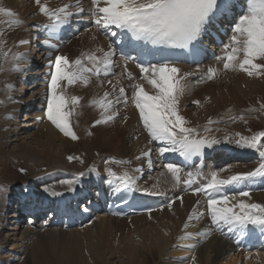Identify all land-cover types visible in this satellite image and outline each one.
I'll list each match as a JSON object with an SVG mask.
<instances>
[{
  "label": "bare ground",
  "instance_id": "6f19581e",
  "mask_svg": "<svg viewBox=\"0 0 264 264\" xmlns=\"http://www.w3.org/2000/svg\"><path fill=\"white\" fill-rule=\"evenodd\" d=\"M5 2L6 3H3V6H8V8L11 6V10L14 13L16 9H19V12L15 14L17 18L23 21L22 26L10 28L9 24L4 21L9 20V18L0 17V21H4V23H0V30L4 29L5 37L10 39L11 46H14L15 42L25 38V32L28 30L27 27L30 25L37 27L43 26L47 23V19L39 13L34 0H6ZM65 2H69V0H48L51 7L61 6ZM18 4L19 6H17ZM82 4L87 10L90 7V0H82ZM87 14L88 13L86 11L83 15ZM42 37V33H40L39 42H41V44L43 43L41 40ZM93 37H95V39H93ZM33 41L34 43L36 42L35 40ZM108 44L109 42L103 39L101 34L95 28H92L88 32L81 33V35L72 41L69 46H60L59 50H61L60 55H67L71 58L79 55L82 51H86L97 46L107 48ZM27 48V45L24 44L23 46L17 47L16 51L26 52V50H28ZM30 56L31 57H28L27 60L19 62V71H9V78L11 80L10 84L13 85V91H9L5 86L0 88V104H3V109L0 105V142L3 147L7 149L5 159L7 161V165L11 169L14 162L18 159H25L30 160L31 162L39 161L40 163L36 165L33 164V166L35 165L37 168L40 167L42 170L40 169L38 171H43L47 168L45 165H51L57 160H60L62 157L66 158L68 156H73L78 157L79 160L81 156L92 158L91 150L93 149L96 151L99 149L95 147H101L102 149L114 151L111 153V156H115V158L120 156L122 149H124L125 152L128 151L127 147L124 146L126 143H124L125 137L118 133L117 126L114 125V122L106 125H96L93 127L94 121L100 118L99 109L94 106L88 107L87 113H85V115H88V123L82 119V123L85 125L83 126V129L88 131V136L85 137L83 146L79 144L78 140H72L70 137L65 136L62 132H60L47 119V116L45 115L47 106H44V102H40V104H38L39 101L46 100L48 93L46 82L50 79L49 59L46 58V54L41 53V55H38L35 51H33ZM54 57L55 56L52 57L53 60ZM37 60L39 61L37 62ZM30 66H32V69H29ZM178 67H180L182 73H193V69L191 68L183 66ZM30 80L33 81V83H31ZM36 80H39L38 84L35 83ZM30 85L32 86L31 88ZM106 88L110 90L107 83H105L103 87H99L96 78L93 77L92 83L87 87L77 84L70 87L68 92L70 95L82 97L80 104L85 102L90 105L89 102L94 98H99ZM187 91L188 90H186V92ZM4 92L7 94L3 95ZM9 96L12 98L11 100L8 99ZM191 98L199 100L201 102L200 106L195 104V108H186L187 106L184 100L182 104L180 103L181 114L191 122L190 126L200 128L202 135H208L210 139L215 138L219 141L216 145L226 147V149L221 148L216 153V156L223 157L225 154H229V151H233V154L238 153L244 157L249 155V157H252L253 159L252 163L249 164H226L227 161L223 160L220 163V165H222L221 171L227 169L229 172L228 174L226 173L225 175H222V177H226L237 172H248L257 167L259 163L258 153L252 149L239 147L235 143L236 139L239 138L236 133H241L245 136L252 135L245 132V129L243 128L245 126L244 121L236 119V122L234 121L235 123L233 125H231V123H233L231 122L230 126L226 123V120L229 117L225 116L220 118V113H224L226 110L231 109L233 117H239L241 114L243 116L249 114H260L264 116V111H248L249 108L259 109L260 103H264V77H249L243 72H224L218 80L217 85H208L203 92L197 91L193 94V96H191ZM25 105L29 107L34 106V110L32 111L31 116H27L24 121H20L21 111ZM123 109L125 111L128 109L125 113L127 120L124 123L125 125L122 127L123 131L125 129L126 132L130 130L131 132H135L136 136H138L139 143L137 142V144L140 145L138 147V156H140L142 152L152 149L151 158L153 160V166L149 169L147 165V158L141 157V159L137 160L136 156L135 165H132L133 167L135 166L133 170V167L125 166L121 172L119 171L121 169V167H119L120 165L116 162L114 163L113 161V163H110L107 167L111 168L113 172L115 171L116 174L121 172L118 174L119 176H122L126 171L130 175L135 176V183L129 186L133 187L137 191L138 196H143L149 193H162V195L167 196L170 200L173 199L174 202L171 208L166 207L148 215L134 218L119 219L99 215L97 224L94 228H97L96 230L98 231L96 232L100 234V238L97 240L100 244H96V248L94 249L95 253L98 255L102 254V252L106 250H103V247L107 244V242L112 244L115 237L119 236L121 237V240H117L121 242L120 245L123 246L124 252L127 253H123L124 260L121 264H161L160 257L166 256V259L171 257L172 259L173 257L182 259L181 255L183 254H186L187 257H189L188 255H191V257L195 256L196 259L193 261V264H238L242 257L245 259L244 264H264V251L258 249L253 254L245 253L242 248L237 247L233 234L227 233L226 228L224 230L226 234H222L220 231L216 230L214 226L211 225L210 219L207 216L199 221H191L189 228L187 230L184 229V224L188 222L187 218L194 208H197L198 211L205 210L206 198L202 195H191L184 189L181 190V194L180 190L176 187L177 185L174 184L170 175L167 174L166 171L163 172L165 173L164 176L153 175L160 170L158 166L156 167V165L159 164L157 161L159 160L160 162L162 160L161 157H158V153L156 152V147H159V144L155 142V147L152 142L150 143V138L145 134V131L139 128L140 126L137 131L135 119L136 115L133 107L127 106V108L123 107ZM1 110H3V116H1ZM196 116L201 117L202 121L195 126L193 124V119H195ZM77 117L83 118V111L77 112ZM209 117H211L213 121H219V123L208 125ZM228 120L232 121L231 119ZM206 125L211 127L213 130L210 135L203 132V128ZM93 132L94 134H89ZM225 137L228 139H225ZM55 151L58 153L57 156L54 155ZM71 151H74V154ZM125 152L124 154H126ZM169 155L174 157L173 153H166L164 157ZM92 161L95 162L96 167L99 163L101 164L104 162L102 159L97 161L96 157H93ZM154 162L156 163L154 164ZM44 166L45 169H43ZM136 168H142L143 171L137 173L134 171ZM100 169L102 170L100 171L98 169L100 173L106 176L108 175V172H106V174L103 172L105 171L104 166ZM56 170L64 171V168ZM219 171L220 168L215 172ZM48 172L49 171H47V176L33 177L34 181L31 182V184L29 183L30 185H27V188L23 186L15 187L13 185L14 189L10 193L11 197L6 198L0 204V264H68L67 260L62 256H54L51 262L46 260L47 262L42 263L40 259L36 257H33V261H31L30 255L27 256V254L32 249L31 246L39 245V240H37L35 244L37 232H35L36 230H31L29 228H27L25 232H21V230L24 229V224L21 225V222L17 221L18 219L22 220L26 214V216L29 217L32 208L38 209L41 202L42 205L46 204V202H44L46 200L54 202L51 209V216H54L55 218L57 215V222L55 223V228L57 229V225H60L61 222H72L75 215L81 213L80 211L74 213L72 208L68 207V203L76 195L79 196V199H83L89 195L91 191L90 188L80 185L81 182L79 184L76 182V184L69 186V190L64 189V192H56L59 193V195H47L46 197H42L37 193L42 190L41 187H50L54 180L56 181L54 183H57L65 174V172H63V174H60L62 172H59L53 175V173L49 174ZM93 172L96 173L95 171ZM211 172L212 171H208V174ZM91 173L92 172L88 173V176H84L88 177L90 180ZM199 177L202 179L208 178L204 174H201ZM153 178H155V182L157 183L153 184ZM257 180H259L260 183H263V180ZM99 183V180L94 181V184ZM103 184L105 183L102 182L101 185ZM110 184V187L101 186L100 193L105 196H109L116 193L119 187L125 186L122 181H115V179H112ZM158 184H161V187H158ZM249 187L251 189V200L249 202L264 204V186L260 188L259 185L251 183ZM231 189L235 192L238 191V189L233 187H231ZM23 190H27L29 195L24 194L22 192ZM180 194L181 196H179ZM24 195L26 197V201L23 200ZM59 196L66 197L65 202L67 203V206H65V204L63 206L60 204L58 198ZM178 196L183 198L182 202L179 199H175V197ZM20 198H22V200L18 203L16 199L19 200ZM197 201L200 202L199 205H197ZM22 202L25 203L22 204ZM18 211H22L19 218L16 217ZM38 211H40V209H38ZM86 211L87 209L83 208V217L88 214ZM11 221H14V223L10 224ZM37 223H40V221H37ZM48 224L51 223H41L39 226L37 225V228H45ZM206 229H212L211 234L206 237L195 236L194 238L188 240L180 239V237L184 235L185 231L198 233L203 232ZM45 231L47 233L54 232V230L47 231V229H45ZM78 232H82V230ZM256 232L259 234L258 230ZM253 236L254 234L251 233L246 237ZM135 237L140 241L139 243L141 245L137 246V244L134 243L137 241L134 239ZM259 238H261L260 235ZM174 244L175 247L173 248L172 246ZM191 244L196 245V247H186V245ZM107 250L110 251L108 253H115V248L112 245H110V248ZM253 250H255V248ZM31 253V255L36 254L35 252ZM187 257L184 258L185 260L183 263H187ZM101 259L98 257L101 264H108L109 259ZM109 264H115V262L113 261Z\"/></svg>",
  "mask_w": 264,
  "mask_h": 264
},
{
  "label": "snow or ice",
  "instance_id": "6c2138e0",
  "mask_svg": "<svg viewBox=\"0 0 264 264\" xmlns=\"http://www.w3.org/2000/svg\"><path fill=\"white\" fill-rule=\"evenodd\" d=\"M241 8L236 10V3L232 0H90V7L86 10L82 0H69L58 7H51L48 0H34L38 11L47 19L42 27L49 32H59L68 25L73 17L84 18L82 14L86 11L96 29L105 34L116 36L118 29L122 33H130L131 41L125 37L120 44L121 52L128 48H135L139 53V79L128 71V62L132 59L124 56V77L131 83L128 87L132 90L131 102L139 113V120L144 131L150 138L149 142H157L159 147L156 152L159 156L166 153H178L186 160L193 156H203L205 148H212L219 143L215 138L202 135L201 129L190 126L191 122L181 114L180 99L187 90L186 77L191 73H182L180 67L173 63L170 54L158 53L146 46H163L167 49H188L196 46L201 36L206 32L207 26L213 24L218 17L227 12H232L231 36L228 43L222 49V55L216 57L222 62L224 72H243L249 77H264V0H239ZM0 17H8L7 23L10 28L20 27L23 21L8 7L0 5ZM4 23V21H0ZM95 39V37H93ZM133 41H142L143 45ZM27 41L15 42L16 47L23 46ZM43 43L50 49L47 57L53 56L56 44L45 39ZM5 32L0 30V72L5 70L4 63L9 59L12 61L9 71H19L20 61L28 59L26 52H13L11 46H7ZM117 49L109 43L107 48L97 46L82 51L79 56L70 58L67 55H56L49 59V76L47 84L48 93L46 97L47 108L45 115L47 119L65 136L72 140L79 137L70 123V117L76 113L80 106L82 97L70 95L68 89L77 84L85 87L96 78L99 87L105 83L110 90H105L99 98L92 99L91 106L99 109L100 118L94 121L93 127L101 124L114 122L120 116V105L127 108L129 96L120 79L115 83L112 79H101L114 75L113 68L116 63ZM153 59L155 63L151 62ZM221 69L209 67L201 75L198 83L216 78ZM5 87L11 91L13 85L6 84ZM9 100L12 98L9 96ZM193 104L200 106L199 100H193ZM248 111H264V103H260L259 109L249 108ZM127 120V117H123ZM231 120H242L239 117H230ZM211 118L208 125L218 123ZM203 132L212 133V128L204 126ZM91 134V133H89ZM239 137L235 143L242 148H248L258 153V166L248 172H237L222 177L219 172H211L204 183L192 188L201 175L199 172H188L186 178H182V169L175 163H167L163 167L170 175L175 185L183 183L191 188L194 194L203 193L206 197L204 211L194 208L184 224V229L189 228L190 222L199 221L207 216L211 225L222 234H233L235 243L239 247L244 237L251 234V230H258L264 239V204L249 202L251 200V189L249 185L257 179L264 180V131L255 132L250 136L236 133ZM225 139H228L225 137ZM147 158L148 168L153 166L152 149H148L137 156ZM79 159L69 156L68 160ZM120 164H130L131 161H115ZM23 171V170H22ZM95 171V169H93ZM106 171L110 177L121 180L125 186L135 183L136 177L127 171L117 177L111 168ZM135 172H142V168H136ZM227 171V169H225ZM84 175V173H80ZM165 173H161L164 176ZM159 182V181H158ZM71 186L74 181H64ZM155 187V185H154ZM228 187L238 189L229 196L226 192ZM147 191V190H145ZM157 194V193H149ZM162 194V193H160ZM52 195H59L53 192ZM247 198V199H245ZM175 199L183 201L182 197ZM197 201V205H199ZM172 207V202L168 203ZM251 226V230H250ZM212 229L203 232L192 233L185 231L180 237L182 240L192 239L195 236L206 237L211 234ZM195 248L196 245H186ZM251 255V254H250ZM195 256L192 260L195 261Z\"/></svg>",
  "mask_w": 264,
  "mask_h": 264
},
{
  "label": "rangeland",
  "instance_id": "374dc122",
  "mask_svg": "<svg viewBox=\"0 0 264 264\" xmlns=\"http://www.w3.org/2000/svg\"><path fill=\"white\" fill-rule=\"evenodd\" d=\"M5 1L6 0H3V3H6ZM17 1H19V0H17ZM20 1H22V0H20ZM23 1H25V0H23ZM17 6H19V4ZM5 7H8V6H5ZM10 9H12L11 6H10ZM18 12H19L18 10H15V13H18ZM28 30H27L28 32L27 31L25 32L26 36H24L25 38H23V40L24 39H25V41L26 40H32V41L35 40L34 31L30 30V29H28ZM3 31H4V29H3ZM31 32H32L33 35H31ZM5 39L7 40V46H11L10 39H8L6 37H5ZM33 44H36V42L35 43H34V41L32 42V47H33ZM26 45L28 47L27 49L29 50L30 45L27 44V43H26ZM28 50H26L27 54H28V52H30V50L29 51ZM33 51H35V50L32 49V52ZM13 52H14V50H13ZM32 52H31V55H32ZM28 57H31V56L28 55ZM10 64L5 66L6 63H4L5 70L3 72H0L1 73V75H0V87L1 88H3L5 86V84H7L9 82L10 78H8V76H9V70L8 69H10L11 65H12V64L11 65ZM115 81L116 80H114L113 82L115 83ZM4 82H5V84H4ZM217 82H218V80L215 81L214 83H211V84H208V85H217ZM10 83H11V80H10ZM208 85H206L200 91L203 92ZM31 87L32 86L30 85V88ZM106 90H109V89L106 88ZM11 91H13V90H11ZM195 92H197V91H195ZM195 92H193V94ZM5 94H7V93H4V95ZM102 94H101V96H102ZM187 94H188V91L186 92L185 95H183L181 97L180 103L182 104L184 102V100H185L186 106H187L186 108H190V107L191 108H195V104L192 105V106L191 105L190 106L187 105V101H188V97H189ZM193 94L191 96H193ZM193 100H194V98L192 99V101ZM0 105H1V107L3 109V104H0ZM88 107H91V105H88V103L82 102L80 104V106L76 109V113L72 117H70V121L71 120H75V122L77 123V124L75 123L76 125L74 126L73 131H75L77 136L79 137V139H77V140H78V142H79V144L81 146H83V141H84L85 137L88 136V134H87L88 131L86 129H83V126H85V125L82 123V119L88 123V115H85V113H87ZM123 107H124L123 105H120V116L118 117L119 120H120V123H119V121L115 120L114 121V123H115L114 125L117 126L118 133H120L123 137H125L124 143L125 142L126 143L124 144V146L127 147L128 151L125 152L124 149H122L120 156H118L116 158H115V156H113V157L111 156V153L114 152V151L102 149L101 147H95V148H99V149L96 150V151H94L93 149L91 150L92 158L91 157L88 158V157H82L81 156L80 160L79 159H73L71 161H68V157L69 156L66 157V158L62 157V158H60V160H57L56 162L52 163L51 165H45L47 168L45 169V166H44L43 169H45V170H43V171H38L41 168L40 167L37 168L35 166L36 164L40 163L39 161L31 162L30 160H25V159H18L16 162H14L13 167L11 169L7 165V161L5 159V154L7 153V149L4 148L3 145L0 142V204L7 197L8 198H9V196L11 197L10 193L14 189V188H12L13 185L16 186V187H19L21 185H23V186L30 185L31 182L34 181L33 177L46 176V175H44V173H46L47 171L55 173L57 171L56 169H59V168L60 169L64 168V170H68L69 172L71 171V173H75V172L84 173V172H87V170L89 168H92L91 166L95 164V162L92 161L93 157H96L97 161H98L99 159L105 158V157L110 155L109 158H111V160L109 159L108 161H104V159H102L104 161L103 163L105 164V165H103L104 169H105V171H103V172H105V174L107 172L106 171V169L108 168L107 166H109L107 164L108 163L110 164V163H113V162L115 163V160L116 161H120V160L124 159L125 161H131V163H132V164L131 163L130 164L117 163L118 165H120L119 167H121V169L119 171H121L125 166L126 167H129V166L133 167L132 165H135V157L138 156V152H139V148L138 147L140 145L137 144L138 136H136L135 132H131L130 130L128 132H126V129L124 131L122 129V127L125 125L124 123L126 121V120L122 119L123 117L126 116V114H125L126 112L125 113L123 112V111H125L123 109ZM130 107H132V106H130ZM25 111H26V109H25ZM82 111H83V118L77 117V112H82ZM2 112H3V110H1V116H3ZM221 113H223V112H221ZM221 113H220V118L228 116L229 117L228 119H230V117H233L232 114H231V109L226 110L223 114H221ZM260 116H261L260 114H257L256 117L251 115V114L244 115V118L247 121V123L244 122L245 126L243 128L245 129L246 133L253 134L255 132L264 131V117L263 116L260 117ZM217 117H218V115H217ZM196 118H198V117L196 116ZM196 118L193 120V124L195 126L200 123V122L196 121ZM135 119H136L137 131H138V127L140 126V122L137 120V117ZM228 119L226 120V123L228 125H230L231 122H233V123H231V125H233L236 122V121L234 122L233 120L229 121ZM230 126H228V127H230ZM139 128L142 129L141 126ZM0 129H1V126H0ZM91 134H94V132L91 133ZM28 142H30V141H28ZM56 149H58V148H56ZM71 152L74 154V151H71ZM124 152L126 154H124ZM54 155H56V156L58 155L57 151L54 152ZM155 163L156 162H154V164ZM33 164H35V165L33 166ZM136 164H138V163H136ZM246 164H248V163H246ZM100 165L101 164L99 163V166ZM144 166H145V163H144ZM156 167H157V165H156ZM95 168H96V166H95ZM134 168H135V166L132 168V170ZM98 169L99 168H96L97 171L95 170V172H98L99 170L102 171L101 169H99V170ZM92 170L90 169V171H92ZM161 170H158L156 172V174H153V175L154 176L161 175V173L164 172L165 169H163L162 171ZM73 171H75V172H73ZM121 172H118V174H120ZM228 172H229L228 170L226 172H225V169L222 170L221 176L225 175L226 173L228 174ZM77 173H75V174H77ZM118 174H116V175H118ZM83 177H85V176L83 175ZM58 182H62V181L59 180ZM58 182L56 184H58ZM155 183H157V182H155V178H153V184H155ZM56 184H53L51 186V187H53L54 191L55 190L56 191H64V189L66 190L65 184H63V183H61L59 185H56ZM157 186L161 187V184H158ZM46 187H49V186H46ZM68 187H69V185H68ZM41 188H43V189H42L41 192H38L39 194L42 193V194L45 195V193H50L51 192V189L47 192L45 186H42ZM97 220H98V216H97V219L96 218L92 219L86 226H84V228L80 229V230H82V232H78L80 230H71V231H63L62 230V231H60L57 228H50V229L48 228L47 229V231H53L54 230V232H48L47 233L45 230H42L41 232H37V237L35 239V244H36V241L39 240V245L38 246H35V245L31 246L32 249L30 250L31 252H35L36 254L35 255H31L32 253L29 251L27 256L30 255L31 261H33V257H36V258L40 259V261L42 263L43 262H47L46 260H48V262H51V260H52V258L54 256H56V257H61L62 256V257H64V259L67 260L68 264H84V263L101 264L99 262V260H98V257L100 259L102 258L101 260H105V258L107 260L109 259L108 260V264L110 262H113V261L115 262V264H121V262H123V260H124V254L123 253H126V252H124L123 246L120 245L121 242H119V241L121 240V237H119V236L115 237V240L112 242V244H110V242H107V244H106L107 246L105 245L103 247V250L104 249H106V250L104 252H102V254L98 255L97 253H95L94 249L96 248L95 247L96 244H100L97 241L100 238V234L96 232V231H98V230H96L97 228H94V226L97 224ZM26 229H24L23 232H25ZM88 235L89 236L91 235L92 237L91 236L89 237ZM94 237H96V238H94ZM134 239L138 241V243L135 240H134L135 242L133 241L134 243L137 244V246L141 245L139 243L140 241L136 237ZM110 245H112L115 248V253L114 254H113V252L108 253L110 251H108L107 249L110 248ZM172 247L174 248L175 244ZM176 251H179V250H176ZM181 256H182L181 257L182 259H177L176 257H173V259H172V257L166 259L167 258L166 256L160 257L161 264H193V260H192L191 255H188L189 257H187L186 254H183ZM185 257L188 258V259H186L187 263L186 262L183 263V261L185 260L184 259ZM244 262H245V259H244V257H242V259L238 262V264H244Z\"/></svg>",
  "mask_w": 264,
  "mask_h": 264
}]
</instances>
